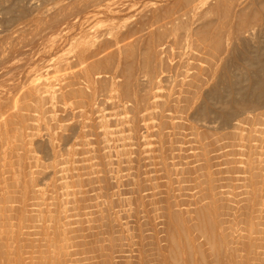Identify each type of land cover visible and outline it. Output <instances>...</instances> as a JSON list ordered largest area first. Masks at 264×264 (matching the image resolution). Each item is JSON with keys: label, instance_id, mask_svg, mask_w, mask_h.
Returning <instances> with one entry per match:
<instances>
[{"label": "rangeland", "instance_id": "obj_1", "mask_svg": "<svg viewBox=\"0 0 264 264\" xmlns=\"http://www.w3.org/2000/svg\"><path fill=\"white\" fill-rule=\"evenodd\" d=\"M0 109V264H264V0H0Z\"/></svg>", "mask_w": 264, "mask_h": 264}, {"label": "bare ground", "instance_id": "obj_2", "mask_svg": "<svg viewBox=\"0 0 264 264\" xmlns=\"http://www.w3.org/2000/svg\"><path fill=\"white\" fill-rule=\"evenodd\" d=\"M75 27V26H74ZM80 27V26H79ZM86 31V30H85ZM113 35V34H112ZM82 36V35H81ZM117 36V35H116ZM61 38V37H60ZM113 38V37H112ZM115 38V37H114ZM64 42V41H63ZM118 42V41H117ZM58 44V43H57ZM101 44H102V42H101ZM100 44V45H101ZM56 45V44H55ZM88 45V44H87ZM61 46V45H60ZM86 46V45H85ZM84 46V47H85ZM107 46V45H106ZM114 46V45H113ZM55 47V46H54ZM92 47V46H91ZM94 47V46H93ZM60 48V47H59ZM88 49V48H87ZM71 50V49H70ZM90 50V49H89ZM92 50V49H91ZM106 50V49H105ZM112 51V50H111ZM121 51V50H120ZM50 53V52H49ZM55 53V52H54ZM87 53V52H86ZM100 53V52H99ZM101 54V53H100ZM84 56V55H83ZM104 56H105V54H104ZM82 57V56H81ZM42 58V57H41ZM53 58V57H52ZM84 58V57H83ZM99 59V58H98ZM63 60V59H62ZM82 60V59H81ZM65 61V60H64ZM85 61V60H84ZM88 61V60H87ZM104 61V60H103ZM102 63V62H101ZM103 64V63H102ZM42 65H43V63H42ZM2 66V65H1ZM59 66V65H58ZM87 66V65H86ZM38 67V66H37ZM41 67V66H40ZM54 67V66H53ZM52 67V68H53ZM68 67V66H67ZM71 67V66H70ZM81 67V66H80ZM116 67V66H115ZM119 67V66H118ZM33 68V67H32ZM31 68V69H32ZM58 69H60V68H58ZM57 69V70H58ZM71 69V68H70ZM83 68H81V70H82ZM5 70V69H4ZM50 70V69H49ZM53 70H54V68H53ZM65 70V69H64ZM86 70V69H85ZM52 71V70H51ZM98 71V70H97ZM59 72V71H58ZM71 72V71H70ZM57 73V72H56ZM60 73V72H59ZM86 73V72H85ZM101 73V72H100ZM49 74V73H48ZM68 74V73H67ZM94 74V73H93ZM50 75V74H49ZM73 75H75V74H73ZM16 76V75H15ZM30 76V75H29ZM53 76H54V74H53ZM58 76V75H57ZM64 76V75H63ZM97 76V75H96ZM88 77V76H87ZM115 77V76H114ZM128 77V76H127ZM29 78V77H28ZM69 78V77H68ZM92 78V77H91ZM60 79V78H59ZM97 79V78H96ZM97 82V81H96ZM57 83V82H56ZM115 83V82H114ZM21 84V83H20ZM41 84V83H40ZM53 84V83H52ZM52 84H50V85H52ZM67 84V83H66ZM94 84V83H93ZM6 85V84H5ZM23 85H24V83H23ZM30 85V84H29ZM59 85V84H58ZM94 85H96V84H94ZM49 86V85H48ZM8 87V86H7ZM52 87H54L53 85H52ZM78 87V86H77ZM98 87V86H97ZM24 88V87H23ZM41 88V87H40ZM61 88H62V86H61ZM111 88V87H110ZM131 88V87H130ZM33 90V89H32ZM56 90V89H55ZM111 90V89H110ZM92 91V90H91ZM129 91V90H128ZM8 92V91H7ZM19 92V91H18ZM28 92V91H27ZM56 92V91H55ZM79 92V91H78ZM93 92V91H92ZM24 93V92H23ZM40 93V92H39ZM45 93V92H44ZM16 94V93H15ZM91 94V93H90ZM120 94V93H119ZM124 94V93H123ZM40 95V94H39ZM62 95V94H61ZM74 95V94H73ZM58 96V95H57ZM63 96V95H62ZM120 96V95H119ZM18 98V97H17ZM28 98V97H27ZM43 98V97H42ZM47 100L49 99V98H46ZM57 99V98H56ZM22 101V100H21ZM38 101H39V99H38ZM71 101V100H70ZM95 101V100H94ZM23 102V101H22ZM126 102V101H125ZM18 103V102H17ZM64 103V102H63ZM32 104V103H31ZM74 104V103H73ZM9 105V104H8ZM38 105V104H37ZM59 105H61V104H59ZM40 106V105H39ZM44 106V105H43ZM58 106V105H57ZM56 106V107H57ZM62 106V105H61ZM72 106V105H71ZM99 106V105H98ZM18 107H20V106H18ZM42 107V106H41ZM2 108V107H1ZM10 108V107H9ZM21 108V107H20ZM43 108V107H42ZM68 108V107H67ZM84 108H85V106H84ZM100 108V107H99ZM103 108V107H102ZM105 108V107H104ZM27 109V108H26ZM34 109V108H33ZM37 109V108H36ZM44 109V108H43ZM46 109V108H45ZM63 109V108H62ZM83 109V108H82ZM1 110V109H0ZM48 110V109H47ZM112 110V109H111ZM16 111H18V110H16ZM31 111V110H30ZM40 111V110H39ZM43 112H44V110H42ZM91 111V110H90ZM97 111V110H96ZM102 111V110H101ZM33 112V111H32ZM36 112H38V111H36ZM30 112H28V114H29ZM40 113V112H39ZM47 113V112H46ZM66 113V112H65ZM85 113V112H84ZM104 113V112H103ZM56 114V113H55ZM69 114V113H68ZM71 114H73V113H71ZM78 114V113H77ZM80 114V113H79ZM85 114H87V113H85ZM2 115V114H1ZM42 115H43V113H42ZM82 115V114H81ZM80 115V116H81ZM84 115V114H83ZM28 116V115H27ZM33 116V115H32ZM90 116H91V114H90ZM73 117H74V115H73ZM86 117H88V115L86 116ZM96 117V116H95ZM17 118V117H16ZM39 118V117H38ZM41 118V117H40ZM50 118V117H49ZM88 118H90V117H88ZM44 120H45V118H44ZM57 120H58V118H57ZM4 123V122H3ZM2 123V124H3ZM36 123V122H35ZM39 123V122H38ZM85 123V122H84ZM88 123V122H87ZM86 123V124H87ZM21 124V123H20ZM54 124V123H53ZM69 124V123H68ZM82 124V123H81ZM36 125V124H35ZM43 125V124H42ZM65 125V124H64ZM63 125V126H64ZM83 125V124H82ZM88 125V124H87ZM18 126V125H17ZM39 126H40V124H39ZM86 126V125H85ZM37 127V126H36ZM48 127V126H47ZM81 127V126H80ZM79 127V128H80ZM10 131V130H9ZM53 131V130H52ZM51 131V132H52ZM28 132V131H27ZM31 132H32V130H31ZM34 132V131H33ZM56 132V131H55ZM62 133V132H61ZM8 134V133H7ZM34 134V133H33ZM36 134V133H35ZM50 134V133H49ZM80 134V133H79ZM86 135V134H85ZM35 137V136H34ZM81 137V136H80ZM84 137V136H83ZM86 137V136H85ZM32 138V137H31ZM6 139V138H5ZM28 139V138H27ZM56 139H57V137H56ZM77 139V138H76ZM4 140V139H3ZM25 142H27V141H25ZM82 142V141H81ZM55 143V142H54ZM24 144V143H23ZM30 144V143H29ZM51 144V143H50ZM31 145V144H30ZM76 145H77V143H76ZM84 145V144H83ZM28 147H29V145H28ZM51 147V146H50ZM82 148V147H81ZM74 149H75V147H74ZM25 150V149H24ZM28 150V149H27ZM52 150V149H51ZM76 150V149H75ZM75 150H73V151H75ZM53 151V150H52ZM89 151V150H88ZM55 152V151H54ZM57 152V151H56ZM71 153V152H70ZM72 154V153H71ZM87 155V154H86ZM71 156V155H70ZM77 156V155H76ZM84 156V155H83ZM7 157V156H6ZM33 157V156H32ZM80 157H82V156H80ZM79 158V157H78ZM77 158V159H78ZM83 158V157H82ZM53 160V159H52ZM42 161V160H41ZM65 161V160H64ZM73 161V160H72ZM77 161V160H76ZM19 162V161H18ZM36 162H37V160H36ZM53 162V161H52ZM67 162V161H66ZM70 162V161H69ZM80 162V161H79ZM45 163V162H44ZM30 165V164H29ZM31 166V165H30ZM36 166H38V165H36ZM76 166V165H75ZM80 166V165H79ZM23 167V166H22ZM78 167V166H77ZM41 168V167H40ZM45 168H46V165H45ZM47 169V168H46ZM29 170V169H28ZM31 170V169H30ZM67 170V169H66ZM65 171V170H64ZM69 171V170H68ZM23 172V171H22ZM34 174V173H33ZM61 174V173H60ZM74 174V173H73ZM73 174H71V175H73ZM30 175H31V173H30ZM58 176V175H57ZM64 179V178H63ZM55 180V179H54ZM67 180V179H66ZM80 180V179H79ZM32 181H33V179H32ZM62 181V180H61ZM70 184V183H69ZM26 186V185H25ZM60 186V185H59ZM64 186V185H63ZM70 186V185H69ZM28 188V187H27ZM45 189V188H44ZM46 190V189H45ZM48 191V190H47ZM140 192V191H139ZM32 196V195H31ZM140 199V198H139ZM117 202V201H116ZM33 203V202H32ZM104 203V202H103ZM102 204V203H101ZM111 205V204H110ZM121 205V204H120ZM56 207V206H55ZM54 208V207H53ZM101 208V207H100ZM213 208V207H212ZM50 209V208H49ZM103 209V208H102ZM119 210V209H118ZM215 212V210L214 211H210V213L208 214H205L206 216L205 217H208V215H210V216H212V217H214L215 216V214H216V212ZM213 213V214H212ZM43 215V214H42ZM204 216V215H203ZM202 216V217H203ZM39 217V216H38ZM204 217V218H205ZM36 218V217H35ZM101 224V223H100ZM103 225V224H102ZM206 232L208 233V234H211V236L213 237V235H216V233L215 234H213L214 232V230H216V229H214V227H213V225H211V227L207 224L206 226ZM106 228V227H105ZM216 228V227H215ZM98 229V228H97ZM101 231V230H100ZM215 232H217V231H215ZM81 233V232H80ZM156 233V232H155ZM77 235V234H76ZM161 238V237H160ZM159 238V239H160ZM215 238L216 237H214V239L213 238H210V240L212 239V240H215ZM50 239V238H49ZM163 240V239H162ZM50 245V244H49ZM166 245V244H165ZM161 247V246H160ZM249 247H251V246H249ZM169 248V247H168ZM246 248H247V246H246ZM168 250V249H167ZM160 254V253H159ZM115 258V257H114ZM179 259V258H178ZM188 259V258H187ZM173 261V260H172ZM116 262V261H115ZM117 263V262H116ZM124 263V262H123ZM184 264V263H183Z\"/></svg>", "mask_w": 264, "mask_h": 264}]
</instances>
